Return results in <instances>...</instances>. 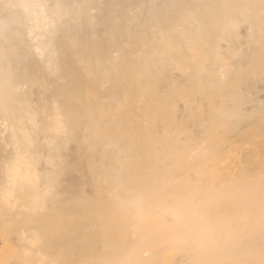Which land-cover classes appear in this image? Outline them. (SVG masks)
I'll list each match as a JSON object with an SVG mask.
<instances>
[{
    "label": "bare ground",
    "instance_id": "bare-ground-1",
    "mask_svg": "<svg viewBox=\"0 0 264 264\" xmlns=\"http://www.w3.org/2000/svg\"><path fill=\"white\" fill-rule=\"evenodd\" d=\"M0 264H264V0H0Z\"/></svg>",
    "mask_w": 264,
    "mask_h": 264
}]
</instances>
